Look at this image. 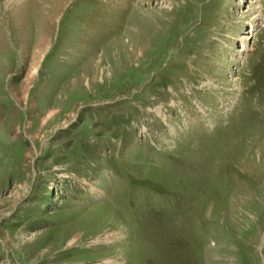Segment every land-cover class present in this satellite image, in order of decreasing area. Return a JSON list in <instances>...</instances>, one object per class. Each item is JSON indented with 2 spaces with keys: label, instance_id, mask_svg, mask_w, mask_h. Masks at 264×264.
Wrapping results in <instances>:
<instances>
[{
  "label": "rangeland",
  "instance_id": "obj_1",
  "mask_svg": "<svg viewBox=\"0 0 264 264\" xmlns=\"http://www.w3.org/2000/svg\"><path fill=\"white\" fill-rule=\"evenodd\" d=\"M0 264H264V0H0Z\"/></svg>",
  "mask_w": 264,
  "mask_h": 264
}]
</instances>
